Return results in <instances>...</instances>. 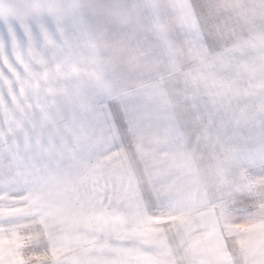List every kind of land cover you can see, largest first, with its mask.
Segmentation results:
<instances>
[{
    "label": "crops",
    "instance_id": "1",
    "mask_svg": "<svg viewBox=\"0 0 264 264\" xmlns=\"http://www.w3.org/2000/svg\"><path fill=\"white\" fill-rule=\"evenodd\" d=\"M69 2L85 26L68 87L84 103L135 94L153 116L118 151L94 126L61 124L55 144L34 139L14 182L0 169V260L264 264V0H194L219 6L211 48L189 46L177 23L172 6L188 0ZM14 5L0 0V23L19 22ZM0 64L11 74L3 45ZM4 87L0 112L14 101Z\"/></svg>",
    "mask_w": 264,
    "mask_h": 264
},
{
    "label": "snow or ice",
    "instance_id": "2",
    "mask_svg": "<svg viewBox=\"0 0 264 264\" xmlns=\"http://www.w3.org/2000/svg\"><path fill=\"white\" fill-rule=\"evenodd\" d=\"M20 7L23 15L19 22H11L9 26L0 23V37L7 31L13 41L11 49L3 45L11 74L0 64L3 78L0 100L5 94V84L14 97L11 103L3 101L4 110L0 112V169L4 170L6 183L14 182L16 174L29 166L27 156L33 151L34 139L39 137L43 145L47 135L55 144L56 135L63 131L61 124L74 136H78L85 125L94 126L109 149L118 151L135 140L145 121L153 116L149 104L138 101L135 94L95 93L84 103L68 87L69 81L62 74L73 62L79 33L85 26L76 5L41 0ZM172 8L189 46L193 42L209 48L215 45L219 6L198 5L188 0L187 4ZM189 14L195 28L186 23ZM33 28L39 33V40L34 37ZM18 30L25 37L23 43L17 37ZM61 86L65 88L63 93L59 92ZM223 211L227 213L229 208L224 207ZM0 264L8 262L0 260Z\"/></svg>",
    "mask_w": 264,
    "mask_h": 264
},
{
    "label": "rangeland",
    "instance_id": "3",
    "mask_svg": "<svg viewBox=\"0 0 264 264\" xmlns=\"http://www.w3.org/2000/svg\"><path fill=\"white\" fill-rule=\"evenodd\" d=\"M54 2H64V3H67V0H54ZM71 2H69L70 4ZM2 4V7H3V2H1ZM21 5H26V0H15V5H14V8L17 12V14L21 13L23 10L21 9ZM7 8H9V5L7 6ZM7 13V12H6ZM3 14H4V9L2 8V19H3ZM8 15V13H7ZM7 17V16H6ZM20 17L17 15L16 17V21H18ZM8 20V18H7ZM6 19L3 20V22H6L7 21ZM38 32L36 31L35 28H33V35L37 34ZM2 45H4V43L2 42ZM147 264H150L148 261H147Z\"/></svg>",
    "mask_w": 264,
    "mask_h": 264
}]
</instances>
